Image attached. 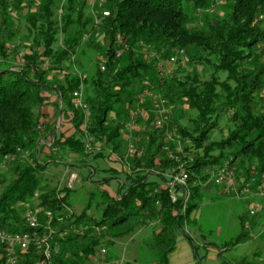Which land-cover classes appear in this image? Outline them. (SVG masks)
Listing matches in <instances>:
<instances>
[{"label": "trees", "instance_id": "16d2710c", "mask_svg": "<svg viewBox=\"0 0 264 264\" xmlns=\"http://www.w3.org/2000/svg\"><path fill=\"white\" fill-rule=\"evenodd\" d=\"M219 2L107 0L108 17L94 26L88 0H0V167L17 149L29 153L0 171L1 230L25 231L27 208L40 210L42 233L43 212H51L54 264H86L102 244L110 247L149 221L158 224L146 244L157 264H168L180 234L195 253L183 228L205 183L222 190L211 175L225 167L255 186L264 175V0H228L222 16ZM86 51L101 56L93 70ZM80 86L87 112L73 106ZM146 88L166 101L170 114L182 112L185 124L174 118L156 127L150 99L139 105ZM134 109L146 118L126 130ZM221 116L231 127L213 139ZM59 121L69 126L67 134ZM141 129V155L129 158L123 132ZM114 156L119 168L107 165ZM54 164H61L56 178L46 177ZM66 170L96 187L118 180L116 193H90L76 215L67 203L75 187H66ZM99 172L107 175L100 183ZM181 172L188 176L185 187L170 189L171 177ZM35 259L29 253L19 264ZM233 264H264V258Z\"/></svg>", "mask_w": 264, "mask_h": 264}, {"label": "rangeland", "instance_id": "374dc122", "mask_svg": "<svg viewBox=\"0 0 264 264\" xmlns=\"http://www.w3.org/2000/svg\"><path fill=\"white\" fill-rule=\"evenodd\" d=\"M219 1L220 4H215V8L217 9L216 11L219 12V15L222 16V14L227 11L226 9L224 10V4L228 0ZM17 29L20 31L19 25ZM85 57H88V60H93V63L89 64L92 70L94 69V65L100 63L101 56L97 55L96 52L86 51ZM172 67L173 65H167V69H171ZM196 70L201 72L203 68L198 67ZM43 111L48 112L50 116L54 117L53 108L45 107ZM149 112L154 114L151 109L148 110V113ZM174 118L179 123H184L182 112L179 111L176 113L171 110L168 120ZM61 123L62 122L59 121L58 126L61 127ZM219 127L221 130L212 136L213 139H216L222 132L231 127V122L227 116L220 117ZM61 130H65L64 132L66 134L68 133L69 126L67 123H63ZM170 135L171 138L174 137L173 133ZM123 136L125 139L127 138V141L129 139L132 144L134 142L136 146L134 144L133 146L134 149H136L143 138L142 129L138 132L124 131ZM126 147L127 144L124 145V150H126ZM47 153L48 150L46 147L41 150L39 156L42 162L46 159ZM117 163L119 168V158L114 156V165L116 167ZM60 165L61 164H54V167L51 165L50 168H52V170L47 172L45 176L56 178L57 169ZM9 168L10 164L4 163L0 167V171L7 173ZM85 173L86 172H83L84 175ZM106 176L107 175L103 172H99L98 177L94 179L100 183ZM78 181L71 187H75V189L70 191L67 197V203L71 211L76 215L82 212L90 193L96 194L98 198V193L102 190H106L110 196H114L118 186V180L108 185H99L100 187H96L94 183L93 185L83 180L82 182ZM243 181V178L240 177H238L237 180L236 173L229 171L227 179L219 185L222 187V190L218 191L216 186H212L208 183L202 186V192H200V197L197 200V208L190 213L183 228L184 232L191 238L195 246V253L192 251L193 248L189 244V241L185 238V240H183L185 241V254H183V250L180 251V248L183 247L181 246L182 244L179 245L177 254L183 255L179 257L175 256L172 264H187L185 256L189 255V253L191 254V260H189V262H193L194 264H221L222 262L233 264L241 258H247L256 263L263 260L264 194H260L257 186L254 184V180L253 182ZM178 195H180L179 192ZM250 209L257 210H254L255 216H249ZM26 210L29 209L26 208ZM90 212L94 213V210ZM43 217L45 216L43 215ZM146 225L145 227H140V229L134 233L115 241L110 247L102 245L99 248H104L107 252L106 255L98 257V248L96 256L92 257L97 258V262L93 263L92 258H90L87 260L86 264H157L156 257L148 250L146 244L152 231L158 230V224L155 221H149ZM182 236L183 235L180 234V237ZM238 237H241L239 244L233 246V242Z\"/></svg>", "mask_w": 264, "mask_h": 264}, {"label": "built area", "instance_id": "2783aa9c", "mask_svg": "<svg viewBox=\"0 0 264 264\" xmlns=\"http://www.w3.org/2000/svg\"><path fill=\"white\" fill-rule=\"evenodd\" d=\"M11 1V0H10ZM89 8L93 17L94 26H98L101 20L105 17H108V12L104 10V6L107 0H88ZM94 36V38L98 37L97 33L84 35L82 41L88 40L90 37ZM122 54V50L119 49L115 57L118 58ZM176 58L171 57L169 59V63L173 64ZM105 66L100 65V71H104ZM146 86L147 83L145 82ZM73 106L74 108L87 112V105L83 102L82 99V87L73 92ZM146 98L150 99L152 103V110L155 113V118L153 124L156 127H161L167 120L170 115V109L166 105V101L161 98L160 95L151 92V90H144L143 94L139 97V105L146 101ZM137 109V108H136ZM131 111L130 121L125 126L126 130H133L136 128V118H146V112L142 109ZM136 110V111H135ZM16 155H19L22 159H26L29 156V153L26 151H22L17 149L15 155L11 157H4L3 163H7L9 161H13L16 159ZM141 152H136L131 141H128L127 144V156L128 157H139ZM232 174V173H231ZM254 174V169L252 168V175ZM229 171L227 168H220L211 176V180L215 185H221L228 177ZM262 182L257 186L260 194H264V175L261 177ZM65 180V185L67 188H71L75 182L78 181V177L75 173H70L67 170L64 172L63 181ZM188 180L187 174L184 172L179 173L171 177V181L168 183L170 189H173L176 186L185 187L186 182ZM79 182V181H78ZM253 182V180H251ZM171 201L176 202V195H170ZM184 203L188 200L189 194L188 192L184 193ZM184 209V207H183ZM256 209H250L249 216H255ZM257 211V210H256ZM40 213L39 209L35 210H27L24 213V220L26 230L23 232H8L6 230L0 229V250L2 252L3 264H19L22 258L29 253H33L36 259L34 264H54V256L58 253V248L53 245V236L55 230L52 228L50 222L52 219L51 212L45 211L43 215L46 217V225L42 233H39L37 229L40 227V223L38 220V215ZM104 230V227L101 228ZM98 230V229H97ZM68 231V230H67ZM66 231V232H67ZM71 232H76V230L70 229ZM63 233H60L62 236ZM66 234V233H65ZM104 245V244H102ZM101 245V246H102ZM100 246V247H101ZM106 250L104 248H99L98 257H103L106 255ZM93 263L97 262V258H92Z\"/></svg>", "mask_w": 264, "mask_h": 264}, {"label": "crops", "instance_id": "0c3cea01", "mask_svg": "<svg viewBox=\"0 0 264 264\" xmlns=\"http://www.w3.org/2000/svg\"><path fill=\"white\" fill-rule=\"evenodd\" d=\"M44 109V108H43ZM43 109H42V112L44 113V114H48V112H44L43 111ZM61 132H62V130H61ZM107 165L109 166V167H111V168H114V159H113V157H111L110 158V163H107ZM183 240H185V238L182 236V237H178V239H177V242H176V245H175V248H174V250H173V252L168 256V264H172L173 262H174V257L176 256V257H179V256H181V255H183V254H185V241H183ZM182 244V245H181ZM190 244V243H189ZM179 245H181V246H183V247H181L180 248V251H184V253L183 254H177V252H178V246ZM191 245V244H190ZM192 246V245H191ZM192 251H193V249H192ZM189 252V251H188ZM185 260H186V262H187V264H194L193 262H189V260H191V254L189 253V255H186L185 256Z\"/></svg>", "mask_w": 264, "mask_h": 264}]
</instances>
